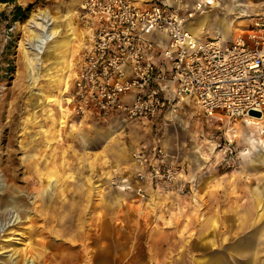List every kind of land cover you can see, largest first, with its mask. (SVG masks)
Masks as SVG:
<instances>
[{
    "label": "rangeland",
    "instance_id": "obj_1",
    "mask_svg": "<svg viewBox=\"0 0 264 264\" xmlns=\"http://www.w3.org/2000/svg\"><path fill=\"white\" fill-rule=\"evenodd\" d=\"M85 3H0V264H264V120L253 121L258 134L236 123L228 159L215 146L226 140V121L197 108L169 125L70 116L65 92L84 35L62 56L41 55L27 49V23L44 10L64 27L71 16L78 38L86 33ZM16 7L24 12L14 21ZM206 14L197 37L223 35L228 22L222 39L231 43L264 18V0H220L192 28ZM246 137L257 146L250 154ZM152 138L169 140L177 182L184 181L141 198L131 152Z\"/></svg>",
    "mask_w": 264,
    "mask_h": 264
},
{
    "label": "built area",
    "instance_id": "obj_2",
    "mask_svg": "<svg viewBox=\"0 0 264 264\" xmlns=\"http://www.w3.org/2000/svg\"><path fill=\"white\" fill-rule=\"evenodd\" d=\"M220 0H86L83 10L98 23L83 54L65 105L70 116L125 122L176 121L185 105L206 118L226 121L223 145L234 157L237 122L264 119V18L233 42L199 38L187 29ZM137 179L152 190L173 191L178 171L162 147L133 154ZM130 189H133L130 187ZM145 198L146 189L137 188Z\"/></svg>",
    "mask_w": 264,
    "mask_h": 264
},
{
    "label": "bare ground",
    "instance_id": "obj_3",
    "mask_svg": "<svg viewBox=\"0 0 264 264\" xmlns=\"http://www.w3.org/2000/svg\"><path fill=\"white\" fill-rule=\"evenodd\" d=\"M218 5L219 4H217L216 7ZM70 18L71 16L67 17L68 21H65V23H63L64 25L66 24V27H64L60 22L55 21L53 16L50 14V11L48 10L39 11L33 14L27 23L28 29L30 31V36L28 38L29 43L27 44L29 46L27 49L36 51L38 52V54L41 55H43L47 50L50 53L56 52V54H59L61 56L63 55V52L65 50L70 51L69 48H71L75 40L78 39L76 37V29L73 27ZM209 18V14H206L201 20L197 22V28H193V31H190L195 36L205 34L204 27L208 23ZM220 28L223 30V35L220 34L217 37L221 39L224 37L226 38L230 33L229 31L231 29V24L226 22ZM82 34L85 36L84 33ZM244 124L250 126V129L253 126L252 130L256 129L257 131H259L260 129L257 128L260 123L249 121L244 122ZM252 136H254V134H252ZM96 189L98 190L97 194L99 195L100 186H97ZM14 222L15 220L13 221V223ZM25 260H27V262H33L31 256H27Z\"/></svg>",
    "mask_w": 264,
    "mask_h": 264
},
{
    "label": "crops",
    "instance_id": "obj_4",
    "mask_svg": "<svg viewBox=\"0 0 264 264\" xmlns=\"http://www.w3.org/2000/svg\"><path fill=\"white\" fill-rule=\"evenodd\" d=\"M157 1H159V2H161L162 4H165V5H169V6H173V0H157ZM201 17V16H200ZM84 18H87V20H88V23H87V28H85V29H83L86 33H85V36H84V38H83V40H82V44L84 43V50H83V53L82 54H84L85 52H87L88 50H89V48L91 47V44H92V42H93V37H94V34H95V32L97 31V29H98V23L96 22V21H94L93 19H91V18H88L86 15L84 16ZM257 18H254L252 21H251V23L252 22H254L255 20H256ZM196 20V19H195ZM192 21V22H190V23H188V25H187V29L188 30H191V31H193V28H192V24L194 23V22H196V21ZM80 33H83V32H77V34H78V40H79V36H80ZM239 37V36H238ZM237 37V38H238ZM206 39H210V38H214L213 36H206L205 37ZM234 41V40H233ZM232 41V42H233ZM67 94V91L65 92V95ZM186 107H193L192 105H185L184 107H183V109H185ZM193 108H195V107H193ZM182 109V110H183ZM181 110V111H182ZM180 114H181V112H180ZM180 114H179V116H180ZM178 116V117H179ZM178 117H177V119H178ZM177 119H176V121H177ZM84 120H86V121H96V122H107V121H118V122H121V123H126L124 120H122L121 118H118V117H115V118H112V119H108V120H104V119H100V120H97V119H95V120H92V119H84ZM84 120H82V121H84ZM141 121H144V122H146V123H151V124H153V125H158L159 123H162V124H165V125H169L168 123H167V119L165 118V116H160L158 119H156V120H152V121H149V120H141ZM176 121H175V123H176ZM128 123V122H127ZM260 126V125H259ZM253 127V126H252ZM252 127H251V129H250V126H247L246 124H244V122L242 123V128L244 129V130H252ZM246 128H248V129H246ZM151 129H152V126H151ZM261 129H262V127H260V129H259V131L258 132H260L261 131ZM252 131H254V132H256L257 134H258V132H257V130L256 129H253ZM247 138V143H248V145H249V149H248V152H247V154H250V149L252 148V149H257V146L255 147V146H252L251 145V142L254 140L253 138H248V137H246ZM258 140H260V139H258ZM249 141V142H248ZM256 143H258L257 141H256ZM167 146H169V147H171V143L169 142V140L168 139H165V138H152L150 141H149V143H146V144H144V145H142V146H139V147H137V148H135L132 152H131V158H132V156H133V154H135V153H137V152H145V153H147V152H150L152 149H154L155 147H162V148H164L165 150H168L169 151V149H168V147ZM173 148V147H172ZM201 149H202V151H208L209 150V148L208 149H203V146L201 145ZM169 153H171L170 151H169ZM132 161H133V159H132ZM131 162V161H130ZM131 164H133L132 162H131ZM181 174H183L184 176H185V171H184V169H182V172H181ZM183 176V177H184ZM184 180H183V178L181 177V179H180V181H179V183L177 182L176 183V186L179 184V185H181V183L183 182ZM187 182H188V180H186ZM186 182V183H187ZM139 187L138 188H143V189H146L147 191H150L148 194H151V193H156V195H161L160 193H162V191L161 190H149V188H148V184H146V183H141V184H139L138 185ZM158 193V194H157ZM162 195H164L163 193H162ZM161 195V196H162ZM153 204H154V201L153 200H149L147 203H145V205H150V206H153Z\"/></svg>",
    "mask_w": 264,
    "mask_h": 264
},
{
    "label": "trees",
    "instance_id": "obj_5",
    "mask_svg": "<svg viewBox=\"0 0 264 264\" xmlns=\"http://www.w3.org/2000/svg\"><path fill=\"white\" fill-rule=\"evenodd\" d=\"M0 3L4 4H13L14 0H0ZM23 9L21 7H16L15 8V16H14V21H17L21 15H23Z\"/></svg>",
    "mask_w": 264,
    "mask_h": 264
}]
</instances>
